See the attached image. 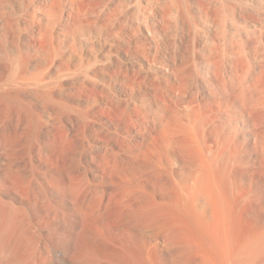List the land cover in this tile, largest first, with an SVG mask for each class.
Returning <instances> with one entry per match:
<instances>
[{
    "label": "rangeland",
    "instance_id": "rangeland-1",
    "mask_svg": "<svg viewBox=\"0 0 264 264\" xmlns=\"http://www.w3.org/2000/svg\"><path fill=\"white\" fill-rule=\"evenodd\" d=\"M79 1L80 3H77ZM124 1L125 3L129 1L131 6L136 3L135 0H132V4L131 0ZM115 2L117 0H78L74 3L75 5L62 3L61 11L57 12L51 27L47 21H45L47 23L43 21L47 24L44 25L39 20L38 14L37 19L33 18L26 7L23 6L22 8L13 0H0V165L4 163L2 158L6 156L5 154H8V157L10 155L12 158L9 157L11 159L10 174L14 175L11 177H14V181L16 179V185L20 186L18 188L15 186L18 190L14 189L12 191L14 186L9 181L11 177L9 176V180H7V177L0 178V203L8 208L14 206L13 210L14 208L18 210L17 212L16 210H10L17 215H13V220H16L17 223L19 220L21 224L26 226L25 223L30 221L31 227L28 225L30 229L27 226L25 229L29 230V234L42 239L43 244L50 237L73 235L76 236V240L78 237V240L80 238H84L82 240L92 239L98 242L97 244L100 241V247L104 243H108L110 246L113 244L112 246L122 250L126 248L123 250L125 251L129 250L128 245L138 241L137 237L150 240L151 234L158 231L157 233L170 236V244L173 248L171 253H167L165 247V252L162 246L157 248L160 252L159 254L157 251V255L159 254L160 258L164 256L162 258L164 264H177L178 261L176 260H179L180 263L178 264H194L195 256H190V254L195 253L196 255L194 249L198 245L205 248V245L203 240L197 236L196 231L192 232L193 228L195 230L196 228L191 225L192 223H190L186 211L182 207L179 209L181 204L178 205L177 203L178 206L176 202L174 204V198H176L175 193L172 191L174 189L170 188V183L166 177V174L173 172L180 174L185 171L186 161H184V157L188 155V152L187 150L177 152V147L172 149L164 147L161 141V137L163 140L161 131L163 134L165 129L162 126L169 124L168 127H170L172 122L170 118L162 122L163 125L157 124L156 131L152 136H149L139 127H134L127 120H124L123 116V110L134 105L152 108L153 110L157 108V101L154 99L155 97L150 88H147L144 84L135 85L130 83L126 79V72L132 71L133 68L139 70V65H141L143 67L141 69L152 79L154 78L152 72L154 76L155 74L160 75L162 64L147 65L145 60H159L164 66L171 64L174 60L184 64L187 61L185 41L181 37L182 35L177 34L174 30L166 32L167 36L160 32L153 39L142 31L137 33L141 35V38L137 35V39L139 38L137 43L139 42L142 45L136 47L132 37L130 38L123 33L124 37L118 29L113 32L114 30L111 27L105 26L100 20L103 8L113 11V8L116 10L120 7L119 1V6H114L117 4ZM138 2H140L139 7L134 5L133 8L122 1L121 7H124L119 8V10H122L123 13H120L123 18L120 16V21L124 23V25L122 23L121 25L125 30L126 27L128 29L130 23L128 25L127 22L130 20L125 22L127 19L124 18L126 15L124 13L130 12L132 9V12L136 10L137 12H134L138 13L139 16L154 21V13L152 12L156 9V3L153 0H139ZM140 4L141 7L144 6L142 7L144 10L140 8ZM124 8L127 9L123 10ZM138 8L140 9L138 10ZM71 9H76L77 13H73ZM140 12H142V15ZM41 23L49 28L43 27ZM43 31L46 33L44 34ZM116 32H120L121 35ZM259 36L256 33L251 34V37L249 35L248 38H251V44L248 46L244 44L243 48L239 47L240 51L236 48L238 49L236 53L239 54L236 58L238 62L240 60L246 62L245 59H248L251 72L254 75V83L264 89V69H262L264 68V48L261 46L262 42ZM154 39L156 42H153ZM179 39L181 42L178 41ZM244 40L246 41V39ZM146 51H149L151 55L153 53L152 56L150 55L152 59L148 56L145 58ZM141 52L145 57L144 55L141 56ZM154 56L156 57L154 58ZM198 61L202 62V60ZM238 68V70H243H240L243 76L246 67H244L245 69ZM148 70L150 71L148 72ZM238 70L237 75L240 74ZM236 80H239V78L237 77L234 80L233 86L239 89L241 81L239 83ZM253 95L256 98V93ZM262 111L264 112L263 108ZM174 148L177 149L174 150ZM253 154H248L252 159L249 156L248 158L254 161V167H257L259 165L257 158L259 157L256 155L254 157ZM249 168L251 170L250 174H245L243 177L238 173L235 174L236 177H241L239 182L242 183L240 185H245L244 187L241 186L247 191L245 192L247 197L245 196L241 200L242 204L237 208L235 220L232 221L237 240L243 237L244 234L249 233L250 230L255 232V230L264 228V172L258 174L255 169L256 173L252 172V167ZM165 172L167 173L165 174ZM252 173L255 177L251 176ZM261 175L263 179L258 177ZM247 177L250 178L251 182L249 180L247 182ZM35 180L39 181L36 182ZM38 183L44 184V188L43 185ZM2 184H7L5 185L7 187ZM251 187L253 190H251ZM50 190L53 191L52 197L55 196V198L49 197L51 194L48 191L51 193ZM38 191L40 196L37 193ZM46 191L47 195H45ZM31 192H36V195ZM248 193L250 195H247ZM25 195L28 198L22 197ZM249 197L250 199H248ZM251 197L254 199H251ZM246 200H250V202ZM49 202L52 206L48 204ZM165 202L167 203L164 204ZM7 203L13 205H6ZM0 205V208L4 207L2 204ZM247 205L248 207H246ZM22 208L25 209L26 213ZM151 209L152 211L155 209L159 215L155 214V210L151 212ZM240 210H242V213ZM19 211L21 215L25 213L23 216L26 218L28 216L29 220L21 217ZM144 211L147 214L146 212L143 213ZM3 214L0 216L3 217V219L0 218L1 224L7 225V221L10 222V220L6 218L10 216V213L8 212L9 215H7V212ZM11 216L10 219L13 218ZM153 216L155 217L153 218ZM239 217H242L241 220ZM243 218L244 221H242ZM20 219H24V223ZM143 219L149 220V222ZM170 220H173L172 223ZM186 221H188L186 223L188 224L187 227ZM236 223L237 225H235ZM1 224L0 228H2ZM173 224L174 226H172ZM247 224L250 226H247ZM5 227L6 232L0 229L3 230L0 234L5 232L8 235L12 232L13 227L10 229ZM246 227L249 232L245 230ZM175 229L181 233L180 237L176 236L179 235V232L176 233ZM185 232L187 233L184 234ZM34 233H37V236ZM189 235L192 240L189 239L187 243L186 240L188 241L187 237ZM180 238L182 239L180 240ZM100 239L103 242L105 240V242H101ZM132 239L133 241H131ZM203 239L206 240L207 238L204 236ZM82 240H79L81 242H79L80 246L83 244ZM193 240H196L195 243ZM178 241L181 242L180 245L177 243ZM190 241L192 242L190 243ZM124 242L125 245H123ZM182 243L186 245H184V248ZM192 243L194 244L191 248ZM175 244L178 249L174 247ZM105 245L103 248L107 246ZM110 246L105 249L107 251L118 250ZM179 247L183 249L181 250ZM40 248H42V245ZM184 251L185 254H183ZM179 253L181 256L178 255ZM262 253H264V250ZM171 254L173 255L171 256ZM204 254L205 251L202 255ZM174 256L175 260H173ZM186 256L191 257V261H187ZM181 258L183 260H180ZM172 260L176 262L174 263ZM258 262L255 264L261 263V261ZM68 264L72 263L69 261Z\"/></svg>",
    "mask_w": 264,
    "mask_h": 264
},
{
    "label": "bare ground",
    "instance_id": "bare-ground-1",
    "mask_svg": "<svg viewBox=\"0 0 264 264\" xmlns=\"http://www.w3.org/2000/svg\"><path fill=\"white\" fill-rule=\"evenodd\" d=\"M13 1L17 3L19 6H22V8L23 6L26 7V10L33 18H36L38 14L40 17L39 18L40 21L42 22L47 21L51 26V24H53L54 22L53 20L57 15V12L61 11L62 3L74 4L78 0H13ZM118 1L120 7H118L116 10L113 8V11L108 8H103L101 15L98 13V16L99 15L101 16L100 20H102L105 26L111 27V29L114 30L113 32L117 31L118 29V31L122 32L121 34L124 33L130 38L132 37L136 47H138V45H142L139 44V42L137 43V41H139L138 39L141 38L140 33L139 34L137 33L142 31L145 32V34L148 35L149 38L153 39V37L159 35L160 32L164 33L167 36L166 32H170L171 30H174L176 31L177 34L180 33L182 35L180 36L185 41L184 44L186 48L185 51L187 52V61L184 64L180 63V61L178 60H174L171 64H167L166 66H164L163 63H161L159 60H155V59L153 60L152 57H150L151 53L149 51L148 52L146 51L145 53L146 57L143 54L144 57L147 58L148 56V58L152 59V60H145V63L147 65H153V64L155 65L156 63L162 64L161 71L159 72L160 75L158 76L155 74L154 76V73L152 72L153 74L152 76L154 78L150 79L147 76V74L144 72V70L141 69L142 67L141 65H139L140 66L139 70L138 69L134 70L133 68L132 71L130 70L131 72L130 71L126 72L125 76L127 81L135 85L144 84L145 86H147V88L148 87L150 88V90L152 91L155 97L154 99L157 101V108L153 110L152 108L141 107L136 105H134L133 107L128 106L129 108L123 110V116H124V120H127L134 127H139L149 136H152L154 131H156L157 124L163 125L162 122L170 118V120L173 122L170 123L171 124L170 127H168L169 126L168 123L167 126L166 124H164L165 126H162L165 129L164 131L166 133V134L165 133L162 134L161 131V136H163V140L161 137V141L164 147L170 149H172L173 147H177L178 150H176L177 148H174V150H176L177 152L180 151L184 152V150L185 151L187 150L188 152V155L184 157L185 158L184 161H186V167H185L186 169H184L185 170L184 172L180 174L174 172L170 174H166L167 172H165V174L170 183L169 185L171 186L170 188L174 189L172 190L175 193V197H176L174 198V204L175 202L176 205L177 203L178 205L181 204L179 209L182 207L186 211L187 217L189 218L190 223H192L191 225L196 228V230L193 228L192 232L196 231L197 236H199L203 240L205 245V248H201V246L199 245L198 246L194 245L197 246L194 249L196 251V255L195 253L190 254V256L191 255L195 256L196 260L194 264H255L258 261L259 262L261 261V263L263 264L264 253H262V251L264 250V228H260V230L257 231L255 230V232L254 231L251 232L250 230L251 232L250 233L248 228L246 227L247 229L245 230H247V232H249L250 234L245 231L247 234L246 235L244 234L243 237L240 236L241 238L237 240L236 239L237 234L234 233V231L236 230L233 229L235 227L232 226V221L235 220V213L237 211V208L241 206L242 204L241 200L243 199V197L245 198L246 196L245 192H247L243 188L245 185L243 186V184H241L243 187L240 185V183H242L239 182V180H241L240 179L241 177L238 178L236 177L235 174L238 173V175H241L242 177L245 174H250L249 172H251V170L249 167L253 168L252 172L254 171V169L256 172H258V174L264 172V112L262 111V108L264 109V97H263L264 89L263 87H259L257 84L254 83V77H253L254 75L252 74L253 72H251L250 62H248V59L247 58H246L247 60L245 59L246 62H244V60H240L238 62L236 58L239 55L238 53H236L239 47L241 48L242 46L244 47L245 45L248 46L251 44L250 42L251 38L250 39L248 38L249 35L251 37V34L256 33L260 35L259 37H261V42H262L261 46L262 48H264V0H153L156 3V7H155L156 9H154L155 11L153 10L152 12L154 13V21L151 19L148 20L144 16L142 17L139 16L138 13H135L137 11L134 10L135 12L134 11L132 12L133 10L132 9L130 12L124 13L126 14L124 18L127 20L125 19L123 20H125V22L130 20L129 22H127L128 25L129 23L130 25L128 26L126 24L128 26V29L126 27V30L125 28H122V25H124V23L120 21L121 19L120 16L123 18V15L121 14L123 12H121L122 10H119V8L124 7V6L121 7L122 1L124 3L125 1L117 0V2H115L117 4L114 6L118 5ZM138 1L139 0H135L134 2L136 3L132 4L133 1L131 0L132 6L130 5L129 1H128L129 4L127 2L125 4L128 6L130 5V7L133 8L134 5L139 7L140 2ZM77 3H80V1ZM124 3L123 5H125ZM142 7L140 4V8ZM140 8H138V10ZM126 9L127 8H124L123 10ZM135 9L137 8L135 7ZM73 10L74 9H71L73 13L74 12L77 13V11H75L76 9L74 11ZM140 13L142 15V12ZM45 23L44 25H47ZM43 27L47 28L48 26L47 27L43 26ZM45 33L46 32H44V34ZM116 33L119 34L118 32ZM124 34L123 36L125 37ZM137 35H139L138 39H137ZM243 36H245L244 39H246V41L243 39ZM181 40L179 39L178 41L181 42ZM145 41L148 42L147 40ZM154 41L155 39L153 40V42ZM146 42L144 43L146 44ZM138 54L140 55V53ZM143 55L141 52V56ZM155 57L156 56H154V58ZM198 60H202V62H199ZM238 67L243 69H245L244 67H246V69L244 70L245 76L244 75L242 76L241 71L243 70L241 69H240L241 71L238 70L239 69ZM237 70L240 72L241 75L239 73L237 75ZM149 71L150 70H148V72ZM239 75L241 76V78ZM237 77L239 78V80L236 81L237 82L239 81V83L241 81V84L239 85L240 87L238 86L239 89L238 88L236 89L233 86V83L235 82L234 80ZM254 90L256 91L254 92ZM254 93H256L257 95L256 98L254 97L255 95H253ZM39 95L41 96V94ZM112 112L114 111L112 110ZM250 153H254L253 154L254 157L255 155L259 157L257 158L259 162V165L257 167H254L255 165L254 161H252L251 160L252 157L248 155ZM5 155H4L5 157H3L4 159L2 158V160H4L3 161L4 163L0 165L1 167L0 178L4 179L7 177V180H9V176L11 177L13 175L10 174L11 173L10 160L12 158L9 155V157L11 158L9 159V157L7 156L8 154ZM248 156L249 158L251 157V159H249ZM252 174L253 175L251 176L253 177L254 173ZM258 177L260 178L262 177V175ZM10 179L11 180L9 181L14 186L13 190L11 188L12 185L9 183V181L7 182L11 185L10 186L8 184L11 190L14 191V189L18 188L19 185L18 186L16 185L17 181L16 179H15L16 182L14 181V177H11ZM249 179L247 177V182L250 181ZM261 179H263V177ZM2 185L5 186L7 184H2ZM41 185H43L44 188V184ZM15 186L17 187L15 188ZM35 187L37 188L38 186ZM32 189L34 190V187ZM251 190H253V188ZM170 191L171 189L169 190V193ZM52 192L53 191H51L50 193L48 191V193L51 194L49 197H52ZM249 192L251 193V191ZM37 193L39 194V191ZM48 193L46 191V194L45 193L44 194L47 195ZM171 195L172 194L170 193V196ZM247 195L250 194L248 193ZM170 196L169 198H171ZM22 197L28 198L27 195ZM52 198H55V196ZM248 199H250V197ZM251 199L254 198L251 197ZM246 201L250 202V200H246ZM8 203L6 205L9 206L13 205L12 203L11 205ZM166 203L167 202H165L164 204ZM0 204L3 205V203ZM48 204L52 206L50 202ZM171 205L173 206V204ZM248 205L246 207H248ZM3 206L4 207L0 208L1 209L0 216L3 213L6 214V212L7 215H9L8 214L9 212L10 216H11V212H12V216L16 215L13 211L16 210L17 212L18 210L15 208L13 210L14 206L12 208L11 207L8 208L5 205ZM155 206L157 207V205ZM246 207H244L245 210H247ZM11 209L13 211H10ZM24 210L25 209H23V211ZM154 210L155 209H153L152 211L151 209V212H154ZM242 210H240L241 213ZM145 212L146 211H144L143 213ZM155 214L159 215L157 211ZM23 215H21V217H25ZM14 216L12 219H10L9 217L6 218L10 220V222L7 221V225L5 224L6 227L8 229L13 227L11 229L12 232L11 233L9 232L10 234L7 233L8 235H6L5 233L6 232V230L4 229L5 225L1 224V220H0V224L2 225V228L0 229L5 230L4 233L2 232L3 234H0V264H65V263L68 264L69 261L72 264H164L165 262L164 263L162 262L163 261L162 258L164 256L162 258H160L161 256L160 257L158 256L160 252L157 250V248L162 246L163 250L165 248L167 249L166 250L167 253H171L173 249L170 244V236L157 233L158 231L155 232V234H151L152 237L150 240H147L144 237H140V238L137 237L138 241L136 243L133 242V244L128 245L129 250H125L127 253L123 251L126 248L122 250L120 248L112 246L113 244H111V246L115 247V249L118 250L107 251V249L105 248L110 246V244L104 243L105 240L103 242L102 239H100L101 242H103L106 245L108 244L107 246L105 245L106 246L105 248H103L104 244L103 245L101 244L102 245L101 247L103 249L99 246L100 244L99 240H98L99 244H97L98 242H95L92 239L82 240L84 238L82 239L80 238L79 240L83 241L82 246H80L79 245L80 241L78 240L79 237L77 238L78 240L77 243L76 236L73 235H67V236L64 235L60 237H58L59 236L58 235L55 236V238L50 237V239H48L46 242L44 241L43 244V242L41 241L42 239H39L32 234H29L30 233L28 232L29 230L27 231V229H25L26 226L30 229L31 227L30 225L31 223L29 224L30 221H27L28 222L27 223L25 220L26 222L25 224L27 225L24 226L19 222L18 219H17L18 223L16 220H13ZM154 217L155 216H153V218ZM242 217H239V219L241 220ZM0 218L3 219V217ZM28 218L29 217L27 216V218L25 217L24 219H28ZM178 218H179V214H178ZM24 219L22 220L20 219L22 223H24L23 222ZM146 219L143 220L145 221ZM143 220L142 222H144ZM173 220H170L171 223ZM178 220L180 221V219ZM146 221L149 222V220ZM242 221H244V218ZM186 223H188V221H186L185 224ZM28 225H30V227ZM187 225L188 224H186V227ZM235 225H237V223ZM172 226H174V224ZM247 226L250 225L247 224ZM3 230H0V233ZM175 231H177V229H175ZM178 232L179 231H177L176 233ZM186 233L187 232H185L184 234ZM178 234L179 235L176 236L180 237L181 233L179 232ZM35 235L37 236V233ZM204 236L207 238L206 240L203 239ZM189 237L190 235L187 237L188 239V241L186 240L187 243L189 242L190 239ZM181 239L182 238H180V240ZM131 241H133V239ZM193 241L195 243L196 240ZM191 242L192 241H190V243ZM40 243L42 245V248H40L41 246ZM177 243L179 245L181 244V242L179 241ZM194 243L191 244V248ZM125 244L126 243L124 242L123 245ZM182 244L184 248L185 244L184 243ZM174 247L178 249L176 244ZM183 248L181 247L180 249L182 250ZM157 251L159 252L158 255H157ZM178 251L180 252V250ZM201 251L203 252L205 251V254L202 255L203 252ZM180 253L178 255H180ZM185 253L186 252L184 251L183 254ZM173 254H171V256ZM183 258L185 259V256ZM187 258L188 256H186L187 261L192 259L191 257L188 259ZM173 260H175V256ZM180 260L183 259L181 258ZM176 261L175 262L177 264L180 263L179 260Z\"/></svg>",
    "mask_w": 264,
    "mask_h": 264
}]
</instances>
